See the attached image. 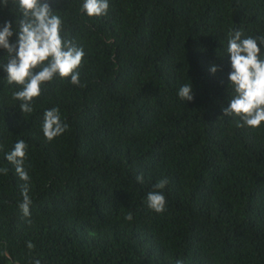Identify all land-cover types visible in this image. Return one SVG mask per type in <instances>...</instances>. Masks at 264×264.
<instances>
[{"label":"trees","instance_id":"obj_1","mask_svg":"<svg viewBox=\"0 0 264 264\" xmlns=\"http://www.w3.org/2000/svg\"><path fill=\"white\" fill-rule=\"evenodd\" d=\"M108 2L101 17L84 0L52 5L61 36L84 49L83 86L57 76L25 114L0 67V253L11 257L0 264H264V122L238 127L222 112L228 33L264 36V0ZM19 18L11 0L0 7V27L18 30ZM184 84L192 101L177 95ZM52 107L69 128L49 142ZM18 139L30 217L19 208L25 182L5 159ZM161 179L167 203L156 213L146 196Z\"/></svg>","mask_w":264,"mask_h":264},{"label":"clouds","instance_id":"obj_2","mask_svg":"<svg viewBox=\"0 0 264 264\" xmlns=\"http://www.w3.org/2000/svg\"><path fill=\"white\" fill-rule=\"evenodd\" d=\"M57 0H11L13 8L20 13L18 30L14 29V21H4L0 27V49L5 50L7 62L0 67L7 73L9 85H18L19 89L12 93V99L20 101L21 113L31 114L36 98L42 94V85L53 81L55 77L67 79L73 85H80L79 71L84 58V49L77 47L71 40L61 36L62 18L55 14L53 3ZM9 0H0V7H7ZM108 0H84L81 10L88 17L107 15ZM242 31L230 30L227 41V57L230 71L227 86L231 88V98L227 107L222 108L223 115L238 118V127L257 129L264 122V59L261 58V46H264V36L242 38ZM15 36V41L12 37ZM218 67L213 65L211 73H216ZM83 86V85H80ZM181 100L192 101L193 85L184 84L177 92ZM69 125L61 118L60 109L52 107L44 112L42 132L47 141L64 134ZM5 159L15 167L21 184L22 202L19 208L24 217H30L29 196L30 177L25 168L28 159V145L23 139H18L12 150L5 153ZM8 169L0 168V173ZM137 182L143 183V176H137ZM168 183L161 179L153 185V190L146 196L149 209L163 213L166 207V197L163 189ZM124 219L132 221L129 212ZM29 250L34 248L28 242ZM0 255L11 259L7 251ZM34 264H40L35 260ZM177 264H181L177 261Z\"/></svg>","mask_w":264,"mask_h":264}]
</instances>
